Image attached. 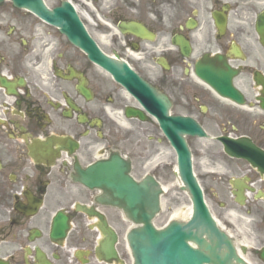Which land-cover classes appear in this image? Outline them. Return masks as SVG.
I'll return each instance as SVG.
<instances>
[{
    "label": "flooded vegetation",
    "instance_id": "af4514ba",
    "mask_svg": "<svg viewBox=\"0 0 264 264\" xmlns=\"http://www.w3.org/2000/svg\"><path fill=\"white\" fill-rule=\"evenodd\" d=\"M43 1L49 10L68 2L95 47L171 118L193 123L201 134L185 140L211 213L259 262L264 0ZM141 102L155 111L93 63L80 39L0 2V264H132L131 222L78 180L115 155L135 179L149 174L163 136Z\"/></svg>",
    "mask_w": 264,
    "mask_h": 264
},
{
    "label": "water",
    "instance_id": "95a60500",
    "mask_svg": "<svg viewBox=\"0 0 264 264\" xmlns=\"http://www.w3.org/2000/svg\"><path fill=\"white\" fill-rule=\"evenodd\" d=\"M10 1L16 7L30 10L60 27L71 39L76 40L80 25L70 5L65 4L63 8L49 12L42 0ZM89 48L91 59L110 72L117 81L130 83L132 75L128 70H125L126 76L123 77L109 59L97 50ZM165 119L170 124L165 123L161 127L176 150L179 177L184 185L182 189L188 192L192 201L193 214L187 222H171L165 229L156 230L151 220L159 210L157 195L161 190L158 184L151 178L140 183L135 182L126 174L128 169L122 167L119 160L115 165L103 164L97 167L94 179H89L91 184L88 181L85 183L110 190L113 193V204L122 207L133 223L142 225L131 231L128 236L135 264H245L236 255L231 241L217 228L212 219L193 176L189 151L179 134L172 129L171 120L167 117ZM188 129V125H185L180 129V134L189 131ZM162 190L165 192L164 187ZM189 206H180L171 216L188 219L191 214ZM189 243L194 244L196 248ZM262 259L264 261V254Z\"/></svg>",
    "mask_w": 264,
    "mask_h": 264
},
{
    "label": "rangeland",
    "instance_id": "374dc122",
    "mask_svg": "<svg viewBox=\"0 0 264 264\" xmlns=\"http://www.w3.org/2000/svg\"><path fill=\"white\" fill-rule=\"evenodd\" d=\"M155 138H158L160 140L161 137L157 134ZM160 146L161 147L158 149V151L161 152L160 158L163 161L162 164L158 166V173H156V176L162 186H170L175 183V177L173 175L175 155L164 141H162V144ZM154 166V164L147 165V171H150L152 174V171L150 169ZM162 199V212L154 221V224L160 227L168 222L171 213L174 212L175 209L186 204L190 205L188 195L185 192L181 191L180 188L176 185L170 187L167 192L164 193ZM245 258L250 264H256L255 260H253L249 254L245 256Z\"/></svg>",
    "mask_w": 264,
    "mask_h": 264
},
{
    "label": "bare ground",
    "instance_id": "6f19581e",
    "mask_svg": "<svg viewBox=\"0 0 264 264\" xmlns=\"http://www.w3.org/2000/svg\"><path fill=\"white\" fill-rule=\"evenodd\" d=\"M177 167H174V173H175V183L170 185V186H163L165 188V192H167V190L170 188V187H173L174 185L178 186V187H181V182L178 178V175H177V171H176ZM176 210V209H175ZM174 210V211H175Z\"/></svg>",
    "mask_w": 264,
    "mask_h": 264
}]
</instances>
